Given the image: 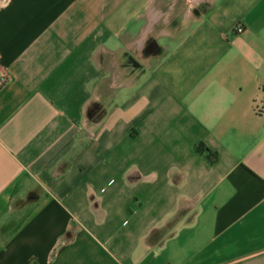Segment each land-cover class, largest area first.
<instances>
[{
    "label": "crops",
    "instance_id": "crops-1",
    "mask_svg": "<svg viewBox=\"0 0 264 264\" xmlns=\"http://www.w3.org/2000/svg\"><path fill=\"white\" fill-rule=\"evenodd\" d=\"M0 264H264V0H0Z\"/></svg>",
    "mask_w": 264,
    "mask_h": 264
},
{
    "label": "trees",
    "instance_id": "trees-1",
    "mask_svg": "<svg viewBox=\"0 0 264 264\" xmlns=\"http://www.w3.org/2000/svg\"><path fill=\"white\" fill-rule=\"evenodd\" d=\"M196 150L199 153L204 154L206 158L212 163H214L218 159V154L212 151L211 149H209L208 147L204 146L203 144H199L196 147Z\"/></svg>",
    "mask_w": 264,
    "mask_h": 264
},
{
    "label": "built area",
    "instance_id": "built-area-1",
    "mask_svg": "<svg viewBox=\"0 0 264 264\" xmlns=\"http://www.w3.org/2000/svg\"><path fill=\"white\" fill-rule=\"evenodd\" d=\"M243 30H244V29H243L242 26H238V27H237V31H238L239 33L243 32ZM4 79H5V77H2V78H1V80H4Z\"/></svg>",
    "mask_w": 264,
    "mask_h": 264
}]
</instances>
